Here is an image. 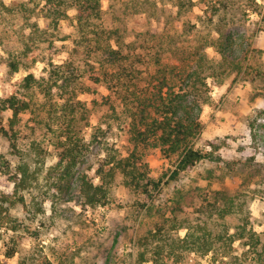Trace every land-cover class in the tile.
<instances>
[{"label":"trees","instance_id":"trees-1","mask_svg":"<svg viewBox=\"0 0 264 264\" xmlns=\"http://www.w3.org/2000/svg\"><path fill=\"white\" fill-rule=\"evenodd\" d=\"M199 1L204 11L202 29L189 20L175 25L174 20L191 8L193 0H112L109 17L104 14L103 0H40L39 13L26 1L0 0V45L14 73L28 58L35 61L44 52L35 43L38 25H31L28 32V26L24 28L19 23L20 17H43L46 32L41 31L51 34L50 30L58 29L61 21L69 18V10H74L79 63H52L54 67L46 77L28 73L11 93L0 97V135L19 155V183L27 192L45 180L48 189L57 194L56 188H61L74 173L92 146L104 142L106 129L111 125L105 126L101 119L90 125L89 135L83 131L90 124L93 105L97 103L94 100L89 105L77 97L79 90H91L80 80L84 70L89 72L87 77L93 84L108 89L99 105H107L115 118L124 123L130 144L126 155L106 146L98 168L100 182L86 173L79 176V191L86 206L105 204L117 170L124 184L136 191L152 195L158 190L160 179L150 176L144 160L151 148L158 149L167 159H176L171 177L211 157L210 151L195 147V138L203 128V108L212 102L211 83H218L235 62V39L222 31L233 19V9L231 0ZM250 1L258 5L255 0ZM27 11L34 12L28 19ZM210 46L221 58L210 56ZM35 93L45 99L44 114L37 104L35 111L32 109ZM28 111L34 114L33 131L43 124L58 133L53 143L57 156L54 168L59 171L56 178L51 170L43 174L42 156L38 153L36 167L30 169L29 148L35 150L39 142L23 139L18 126ZM4 112L10 114L8 124L3 123ZM21 141L29 142L30 147H20ZM180 209L179 202L172 210ZM185 210L192 217L186 216L177 223L186 228L183 235L161 229L144 236L139 262L174 264L183 261L185 253L193 252L207 256V264H264V233L256 231L253 217L237 193L217 189L204 196L199 205L187 203ZM236 215L240 221L230 224L228 218ZM11 241L7 256L16 251V240ZM148 246L151 257L146 255ZM27 261L26 256L20 262Z\"/></svg>","mask_w":264,"mask_h":264},{"label":"rangeland","instance_id":"rangeland-1","mask_svg":"<svg viewBox=\"0 0 264 264\" xmlns=\"http://www.w3.org/2000/svg\"><path fill=\"white\" fill-rule=\"evenodd\" d=\"M21 1L28 2L39 13L40 0ZM193 1L191 8L174 20L176 26L189 20L197 23L199 29L203 28L202 4L199 0ZM255 1L257 6L250 0L230 1L233 19L222 31L235 39V62L218 83H211L212 102L203 108V128L195 138V147L210 151L211 157L171 177L176 159H167L158 149H149L144 159L149 174L155 180L160 179L158 190L152 191V195L126 186L117 170L105 204L90 208L84 204L79 176L86 173L93 181L100 182L98 168L106 155V146L115 147L122 155L130 149L124 123L115 118L107 105H99L108 89L93 84L86 70L81 72L80 80L91 90H79L77 97L89 105H93L94 100L97 103L93 105L90 124L83 131L89 135L90 125L97 123V119L105 126H111L106 129L104 142L92 146L74 173L63 181L61 188H56L57 194L48 189L45 180L29 188L28 192L21 186L19 155L0 135L1 264H22L20 261L26 256L27 264H152V260L138 261L144 236L161 229L183 235L186 228L177 223L186 216L192 217L185 210L186 204L199 205L204 196L217 189L237 193L244 200V209L252 215L256 231L264 233V0ZM111 2L103 0L106 17L110 16ZM33 13L27 11L26 18ZM73 15L74 10H69V18L62 20L58 29L50 30L51 34L41 31L46 27L43 17L33 15L30 20L20 17L19 23L24 28L30 26L26 28L28 32L31 25H38L41 33L38 31L34 35L35 43L44 52L35 61L28 58L27 63L14 73L0 45V97L11 93L28 73L46 77L54 67L52 63L64 65L67 60L79 63ZM207 51L210 56L221 58L214 47H208ZM41 96L34 94L32 109L35 111L37 104L44 114L45 99ZM9 115L4 112V124H8ZM33 116L31 111L24 113L18 126L21 137L36 140L39 147L33 150L26 141H21L20 147H30L31 170L36 167L38 153L42 156L43 174L51 170V175L56 178L59 171L54 168L57 156L53 143L58 133L43 124L33 131ZM177 201L181 209L173 212ZM228 221L235 224L240 220L236 215ZM11 238L16 240V251L7 256ZM146 249L147 257H151L150 247ZM185 254L183 261L174 264H207V256L193 252Z\"/></svg>","mask_w":264,"mask_h":264}]
</instances>
